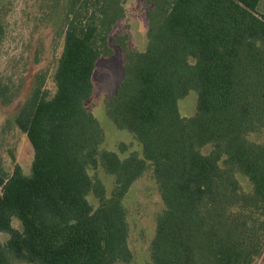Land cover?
Wrapping results in <instances>:
<instances>
[{"label":"trees","instance_id":"16d2710c","mask_svg":"<svg viewBox=\"0 0 264 264\" xmlns=\"http://www.w3.org/2000/svg\"><path fill=\"white\" fill-rule=\"evenodd\" d=\"M144 1L152 5L145 50L130 51L127 35L116 38L123 76L104 100L108 118L141 153L120 157L125 143L100 150L104 132L85 107L97 61L113 55L109 36L124 0H66L56 92L48 98L35 88L15 118L33 149L30 175L19 166L7 175L0 165V233L8 235L0 264L130 262L123 200L147 170L164 206L149 264H252L262 253L264 144L248 139L264 129L261 0ZM3 37L0 23V46ZM190 92L196 113L186 118L178 101ZM99 167L114 177L109 197L88 174Z\"/></svg>","mask_w":264,"mask_h":264},{"label":"rangeland","instance_id":"374dc122","mask_svg":"<svg viewBox=\"0 0 264 264\" xmlns=\"http://www.w3.org/2000/svg\"><path fill=\"white\" fill-rule=\"evenodd\" d=\"M65 5L66 0H0V23L4 29L0 46V81L4 89L3 97L0 94V165L7 175L12 174L15 166L20 167L23 175H30L33 149L27 136L16 126L15 118L35 88L40 87L48 98L56 92L54 74L63 50ZM151 7L144 0H124L125 15L115 24L109 36L113 55L97 61L92 82L95 88L85 102L86 109L97 119L105 135L100 150L118 152L120 143L128 145V151L120 157L132 151L141 153V147L129 132L117 129L105 112L104 100L114 95L123 76L124 59L120 55L125 53L115 40L127 35L130 51H144L147 44L146 12ZM257 13L264 15V0L260 1ZM196 102L195 92L178 101L181 116L192 117L196 113ZM248 139L264 144V129L250 133ZM211 149L208 145L200 151L208 154ZM88 174L93 180L101 181L105 196L109 197L114 177L105 174L100 167L89 168ZM235 177L244 193L252 191L251 183L245 176L236 174ZM87 200L94 209L97 208L98 200L93 195H89ZM123 207L131 260L117 264H149V248L155 236L156 220L164 209L151 170L133 183L124 197ZM12 226L22 230L17 219L12 220ZM7 240L8 235L0 233V242L6 244ZM14 264L24 263L15 261ZM252 264H264V247Z\"/></svg>","mask_w":264,"mask_h":264},{"label":"crops","instance_id":"0c3cea01","mask_svg":"<svg viewBox=\"0 0 264 264\" xmlns=\"http://www.w3.org/2000/svg\"><path fill=\"white\" fill-rule=\"evenodd\" d=\"M259 4H260V3H259ZM258 6H259V5H258ZM129 47H130V45H129ZM123 53H124V52H123ZM114 56H115V52H114ZM120 57H122V59H124L125 54L120 55ZM123 62H124V60H123ZM95 67H96V66H95ZM94 73H95V69H94V72H93V75H92V82H93ZM92 85H93V90H94V88H95L94 83H93ZM92 93H93V91H92Z\"/></svg>","mask_w":264,"mask_h":264}]
</instances>
